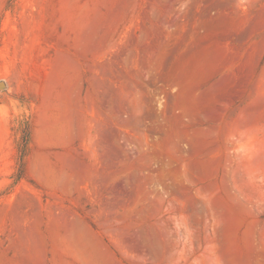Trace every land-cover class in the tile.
<instances>
[{
	"label": "rangeland",
	"instance_id": "374dc122",
	"mask_svg": "<svg viewBox=\"0 0 264 264\" xmlns=\"http://www.w3.org/2000/svg\"><path fill=\"white\" fill-rule=\"evenodd\" d=\"M0 264H264V0H0Z\"/></svg>",
	"mask_w": 264,
	"mask_h": 264
},
{
	"label": "water",
	"instance_id": "95a60500",
	"mask_svg": "<svg viewBox=\"0 0 264 264\" xmlns=\"http://www.w3.org/2000/svg\"><path fill=\"white\" fill-rule=\"evenodd\" d=\"M3 84L2 83H0V87L2 86Z\"/></svg>",
	"mask_w": 264,
	"mask_h": 264
}]
</instances>
